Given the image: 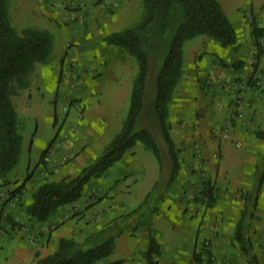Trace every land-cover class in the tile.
<instances>
[{
    "label": "crops",
    "instance_id": "crops-1",
    "mask_svg": "<svg viewBox=\"0 0 264 264\" xmlns=\"http://www.w3.org/2000/svg\"><path fill=\"white\" fill-rule=\"evenodd\" d=\"M128 1L118 0L120 5L115 8L116 15L126 13V18ZM14 6L22 13L27 11V21H24L29 24L52 30L54 24L65 23L60 25L65 31L58 52L62 55L65 53L66 57L64 54L60 62L54 61L50 72L55 84L58 81L60 84L67 83L73 75L82 81L86 80L92 63L95 68H99L102 77L114 70L106 36L121 21L117 22L114 19L115 13L110 14L101 4L90 3L82 13L83 16H78L80 11H64L42 0H15ZM75 16H78L76 21L72 19ZM202 51L204 53H201L200 48L193 47L186 54L184 49L182 79L187 85L180 92L178 111L171 117L179 165L175 175L176 185L173 187L185 185L188 191H173L169 188L174 177L173 159L164 140L158 139L161 162L151 151L155 157H142V160L136 161L135 169L129 171L128 176L125 174L124 181L130 179L129 182L122 183L119 177L110 184L104 179V196L98 203L90 195L81 197L62 207L50 219L35 220L28 215L26 207L32 202L37 185L51 178V173L46 172L44 176L43 171L51 168L55 179V176L72 173L70 169L74 167L76 158L81 159L83 167L93 162L90 159L94 143L92 138V144L80 150H77L79 142L76 139H73L76 146H72L73 142L68 140L70 143L67 142L57 150L47 166L40 167L41 171L34 173L31 179L34 182L24 204L19 203L23 202L22 199L15 205L13 201L18 199L10 193L0 194V212L8 213L7 218L0 214V227L4 228L0 233V264H35L37 256L43 257L52 252L62 236L90 244L101 243L111 237L114 240V251L107 264L119 259L124 260L125 264H147L143 253L149 245L150 235L160 244V252L156 256L158 264H251L236 238L237 224L245 206L236 209L229 201L237 196L238 186L245 187L250 195H256L259 180H262V184L257 206L244 228L252 242L251 251L264 264V167L256 170L258 158L264 155V138L260 136L261 132L264 133V74L260 73L261 78L255 81L249 77L248 84H244L239 75L244 77L247 69L248 73L255 70L248 57L250 52L238 54L245 61L243 67L222 68L218 61H230L231 52L223 53V50L217 48L214 51ZM67 57L70 64L75 63L74 67L68 63ZM68 66L71 71H67ZM131 70L123 61L118 69L125 88L123 107L117 108L119 112L109 108L101 114L108 126L115 123L113 126L117 131L121 129L128 112L133 80ZM28 96L32 97V94L22 92L19 104L13 100L17 110L18 107L27 109ZM237 98L243 100L239 109H236L234 102ZM114 118V122L109 121ZM238 140L242 141L246 151H252L253 156L230 162L228 157L232 144ZM70 147L72 150H68ZM139 155V151L132 150L128 162L136 156L139 158ZM124 156L115 165L123 163ZM70 160L73 161L67 163ZM235 162L238 167L248 164L252 167L247 172L248 182L243 181L244 176L231 182L225 178L227 168L230 164L235 166ZM115 165L103 176H109ZM209 177L221 192L217 198L221 203L219 208H209L202 201H188L190 195L203 188L204 181ZM227 188L230 193L225 194Z\"/></svg>",
    "mask_w": 264,
    "mask_h": 264
},
{
    "label": "trees",
    "instance_id": "trees-1",
    "mask_svg": "<svg viewBox=\"0 0 264 264\" xmlns=\"http://www.w3.org/2000/svg\"><path fill=\"white\" fill-rule=\"evenodd\" d=\"M142 6V17L136 25L107 37L110 43L134 56L138 63L132 81L129 109L121 129L106 144L103 153L78 173L40 182L33 192L32 202L26 207L31 218L46 221L62 207L81 199L91 178L102 176L138 143H143L161 162L158 132L173 159L172 177L178 173L170 101L183 71L184 43L199 34H206L216 39L222 47L236 48L238 34L219 0H142ZM177 17L179 22L169 32H165L169 28L168 24ZM252 36L259 41L264 37V28L253 22ZM54 47L55 35L52 31L31 25L18 29L9 14V0H0V179L3 183L10 182L8 174L19 161L24 140L19 131L20 122L13 95L18 89L30 85V75L36 64L47 62ZM159 48L164 50V57L156 74L152 72L150 75L151 63L157 56L152 55V52ZM241 64H234V67L238 68ZM152 79H155L153 97L150 88ZM260 136L264 138V133L261 132ZM46 149L39 160L43 166H47L43 160ZM33 173L28 174L17 189L25 188V184L33 178ZM203 184L201 199L208 206L213 205L217 200V188L210 179ZM261 184L262 180H259L256 195L248 196L236 231V238L251 264L261 263L257 254L251 251L252 242L244 225L257 206ZM113 251L114 240L111 237L101 243L90 244L62 236L52 252L43 257L37 256L35 264H99ZM159 252L160 244L150 235L149 245L143 253L147 264H158L156 256ZM109 264L125 263L119 259Z\"/></svg>",
    "mask_w": 264,
    "mask_h": 264
},
{
    "label": "rangeland",
    "instance_id": "rangeland-1",
    "mask_svg": "<svg viewBox=\"0 0 264 264\" xmlns=\"http://www.w3.org/2000/svg\"><path fill=\"white\" fill-rule=\"evenodd\" d=\"M219 1L236 28L238 34L237 47H222L220 43L213 37L206 34H199L193 38L186 40L184 43V49L186 50V54L188 53V49L193 47L200 48L201 53H204L202 51L203 49H211L214 51L216 48L219 50H223V53L228 51L231 52L232 59L230 61L224 59L218 61V65L222 68H234V64H238L240 62H242L240 67H243L245 61H242L238 54L239 52H245L247 54L248 52H250L248 57L252 64V68L255 67V70H253L252 72L250 71V73H248L247 69V73L244 75V77L239 75L240 80L244 84H248L249 77L254 78L252 80L250 79L251 81H255L257 78H261L259 77L260 73L264 74V37L259 41H256L252 36L253 22L257 23V25L264 28V0ZM14 2L15 0H9V14L12 23L18 29L21 30L22 28L30 25L49 29L47 27L29 24V22H25L24 20H26L27 11L25 10L24 13H22L19 8H15ZM46 3L50 4L49 2ZM90 3L95 5L101 4L105 9L108 10L110 14H114L116 11L115 8L119 7L120 5V3L118 5V0H86L82 7L79 5L75 7H71L70 5L64 6V4L62 5V3H58L55 6L63 8L64 11H80V13L78 12V16H83L84 14L82 13L89 6ZM125 10L127 11L126 18V13H122L120 15H116L115 13L114 19H116L117 22H121L118 23L119 25H117L116 28H114V30L106 36L108 47L110 48L111 62H114V64L112 65L114 70L111 73L105 75V77H102V73L100 72L99 68H95L94 64L92 63L89 66V74L87 73L88 76L86 77V80L82 81L78 77L73 75L69 77L67 83L63 82L62 84H60V82L58 81L55 84L51 78V69L53 68L54 61L60 62L61 57H63V55L65 54L64 53L62 55L60 52H58L59 43L62 42L61 40L64 37V35L62 34L64 33V28L62 30L60 28V25H63L65 23L62 22L54 24L52 29L54 30V32L49 29L50 31L56 34L55 47L51 58L47 62L37 63L30 75V85L26 88L18 89L17 93L13 95V100L15 99L16 101H18L17 103L19 104L22 92L26 93L28 91L32 94V97L28 96V99L26 98V110L21 109L19 107V110H17V106L15 104L20 122L19 131L22 133L24 140L21 148L19 161L16 167L8 174L10 182L3 183V180L0 179V194L6 192L10 193L12 197L17 198L18 200L13 201L15 205H17L18 202L22 199L23 202L21 201L19 203L20 205L24 204V201L28 198V191H31L32 183L34 182V180H30L29 182H27L25 184V188L21 190L17 188L22 184L28 174L32 172L38 173L39 171H41L40 167H42L43 165L39 163V160L42 156L44 149H49L54 145L56 147L55 150L57 151L64 147L68 140L70 142H73L72 146H76V141L73 140L76 139L79 142V148L77 150H80L81 147L86 148L87 146L92 144L93 141V153L92 156L90 155V159H93V161H95L97 157H99L103 153L104 147L109 142V140L112 139L115 133L118 132L113 126L115 123H112L110 124V126H108L105 123L107 122L106 119L102 118L101 114L102 111L108 110L109 108H112L114 109V111H116L118 107H123L125 88L124 81L122 78H120V72L118 71L120 65L122 64V61L123 63L126 62L128 67L132 69L131 74L133 75V77L137 72L138 63L134 56L129 54L122 47L110 43L107 37L112 33L122 30L123 28L134 26L140 21L143 12L142 0H129L126 4ZM78 16H75V18L73 17L72 19L76 21V19H78ZM68 19L70 20V18ZM179 20V17L173 19V21L168 24L169 28L165 32H169L171 29H173V27H175ZM68 48L69 45L67 46L66 50H68ZM160 48L152 52V55L157 54V56L153 58V61L151 63L150 75L152 74V72H157L159 65L163 60L164 50H161ZM64 57H66V54L64 55ZM260 60H262L261 63L263 64L260 63ZM70 62L71 61L69 59L68 63L70 64ZM74 64L75 63H71L70 65L74 67ZM66 69L67 71H71V67L69 66ZM244 70L245 68H243V71ZM155 74L153 78H155ZM182 76L183 72L175 87V91L170 101L171 117L173 114H175V112L177 113L179 95L181 94L180 92H182L185 86L187 85L184 84ZM152 80L150 83V88L151 92L153 91V97L155 79ZM188 88L189 87H187L186 89ZM116 112H119V110H117ZM115 120L116 119L114 118V120L109 121L114 122ZM90 138H92V141H90ZM157 138L159 140H163L160 132H158ZM81 144L82 146H80ZM232 145L233 148L230 154V158L228 157L230 162H234L236 160L240 161V158L249 159L253 156L252 151H246L243 145L241 147L237 146L236 143H233ZM71 148L72 147L68 148V150H72ZM48 149H46L47 151L44 153L43 157V160L46 162L45 164H48L54 156H50L48 160L45 158ZM132 150L139 151L140 155L139 158H137L136 156L134 160L128 162V158ZM147 156L155 157V155L149 149H147L143 143H138L125 154V161H123V163H118L117 165H115L116 163L114 164L115 166L113 169H111V174L109 176L102 175L103 177L100 176L91 178V180L85 186L82 198H86L90 195V197L95 198L96 202L98 203L104 196V179L106 181L111 182L110 184H113L114 180L119 177H121L120 179L123 181L122 183L129 182L130 179L124 181V177L128 176L127 174L129 171L135 169L136 161L142 160V157ZM236 157L239 159H237ZM73 160H70L67 163H70ZM75 162V165H73L74 167H71L70 169L72 173H68L67 175H74L83 168V162L81 161V159L76 158ZM235 163V166L230 164V167L227 168L225 178L229 180V182H231L232 180H238L239 176H244L243 181L248 182L247 172L248 170L251 171L252 167L249 164L247 166L245 165L243 167H238V163ZM263 167L264 155L258 158L256 170H261ZM76 168H78V170H76ZM43 172L44 173L42 175L44 176H46V172L47 174L51 173V179H53L52 175H54V172L51 171V168H47L46 171ZM59 177L60 176H55V178ZM175 179L176 177L171 180L172 182H170L169 188L173 191L178 189L181 192H187L188 190L185 185H181L182 187L178 188L173 187L174 185H176ZM208 179L213 180L210 177ZM253 187L255 189V186ZM216 188V196L218 198L221 192L218 185L216 186ZM237 189V196L232 197L229 202L233 208L238 209L239 207L240 209L242 206H245L246 203H248V196H250L251 193H249L248 190L245 189V187L238 186ZM229 190L230 189L227 188L225 194L230 193ZM200 192L201 190L190 195V197H188V201H202V203H204V205L208 207L207 203L201 199ZM218 200H216L217 202L213 205H210L209 208H219L221 203ZM236 209L235 211H238ZM0 214H3L5 218L8 217V213L0 212ZM108 258L100 260L99 264H107ZM244 258L247 257L244 256Z\"/></svg>",
    "mask_w": 264,
    "mask_h": 264
},
{
    "label": "built area",
    "instance_id": "built-area-1",
    "mask_svg": "<svg viewBox=\"0 0 264 264\" xmlns=\"http://www.w3.org/2000/svg\"><path fill=\"white\" fill-rule=\"evenodd\" d=\"M42 1L49 2L52 5H56L58 3H62V5L64 4V6L70 5L71 7H75L77 5L82 7L83 4L86 2V0H42ZM111 1H113V0H111ZM228 87H229V89L232 90L231 86H228ZM234 102H235L236 107H237L236 109H239V104L240 103L242 104L243 100H241V98H237L236 100H234ZM236 145L239 146V147L242 146V141L238 140L236 142ZM55 148L56 147L53 145V147H50L48 149L47 155L45 157L47 160L50 158V156H53L55 154V152H56ZM3 231H4V229L1 226L0 227V233H2Z\"/></svg>",
    "mask_w": 264,
    "mask_h": 264
}]
</instances>
